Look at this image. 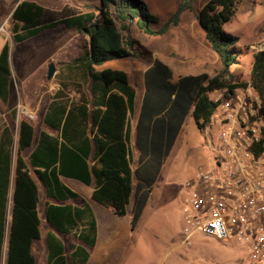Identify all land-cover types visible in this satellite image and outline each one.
<instances>
[{"label": "trees", "instance_id": "16d2710c", "mask_svg": "<svg viewBox=\"0 0 264 264\" xmlns=\"http://www.w3.org/2000/svg\"><path fill=\"white\" fill-rule=\"evenodd\" d=\"M195 1L181 0L177 11L159 27L152 25L161 21L160 16L153 13L144 0H99L96 10L90 11L68 4L54 9L35 0H22L12 12L11 30L16 41L61 24L88 36L82 52L69 66L82 71L89 82L90 93L81 92V99L75 104L61 89L56 92L58 99L53 100L45 120L56 134L42 131L30 155L32 164L38 167L35 172L47 196L57 201L47 202L45 216L63 234L61 237L54 230L48 233V264H85L90 248L97 241L92 206L85 199L82 203L71 202L81 197L63 182L61 175L77 178L88 185L94 182L92 198L118 216L127 214L134 193L131 217L134 229L186 118L191 115L196 125L204 128L215 108L209 92L218 86L234 89L248 83L234 81L230 67L237 62L239 37L224 30L242 0H208L196 18L221 68L213 77L206 73L187 74L176 81L172 67L162 60L156 59L146 69L144 97L136 127L138 165L133 168L129 113L135 107L136 90L125 70L96 67L132 55L133 43L125 41L122 34V29H130V23L135 22L146 34H164L179 24L181 14L191 10ZM10 82V52L5 43L0 51V99L5 103L11 95ZM250 82L260 93L264 110V48L254 53ZM75 111L80 120L75 119ZM34 134L33 123L21 119L6 264L36 263L33 243L41 236L40 193L24 155L33 144ZM12 142L11 130L6 126L0 136V264L13 162ZM93 146L94 162L90 163ZM68 234L76 238L71 245V262L65 251L64 236Z\"/></svg>", "mask_w": 264, "mask_h": 264}, {"label": "rangeland", "instance_id": "374dc122", "mask_svg": "<svg viewBox=\"0 0 264 264\" xmlns=\"http://www.w3.org/2000/svg\"><path fill=\"white\" fill-rule=\"evenodd\" d=\"M20 1L22 0H0V51L5 43H8L11 68L9 102L5 103L0 99V136L8 126L13 141L14 164L18 149L19 123L21 119L29 118L31 101L36 102L41 98L47 101L50 94L56 92V87L62 88L70 98L74 99L78 96V90L87 93L89 87V82L84 78L82 71L71 69L69 66V63L82 52L88 36L61 24L23 41H16L11 30V18ZM35 1L54 9H61L68 4L83 11L96 10L99 5V0ZM144 1L152 8L157 6L162 9L157 12L161 21L152 25L159 27L177 11L181 0ZM207 1L196 0L191 10L184 11L186 13L183 16V24L190 26L188 32L179 31L177 35L171 33L162 36L150 35L139 29L135 22L130 23V29L128 31L122 29V34L125 41L131 40L133 43L130 49L132 55L106 61L96 68L124 67L129 73L131 82L138 89L137 102L141 101V94L144 92V70L157 58L172 63L178 73H206L210 77L215 76L221 68V62L196 18L197 12ZM224 30L239 37L236 43L237 62L230 67L234 81L249 82L254 53L264 48V0H242L237 12L224 25ZM51 62L55 63L56 72L51 79H48ZM177 78L176 75L174 79ZM206 135V127H198L189 115L152 185L140 218L134 227L135 234L128 246L129 250L121 249L123 263L248 264V249L243 244L223 242L199 233L185 239L182 208L186 188L188 183L192 184L195 171L200 166L206 165L210 159L211 152ZM132 149L133 168H136L138 151L135 144ZM24 155L27 156L26 151ZM14 177L15 175H12L13 180ZM13 180L9 185L6 217L10 215ZM132 213L131 207L129 215ZM64 239L66 248L71 249L72 243L76 241L74 235H65ZM1 264H6L5 256Z\"/></svg>", "mask_w": 264, "mask_h": 264}, {"label": "built area", "instance_id": "2783aa9c", "mask_svg": "<svg viewBox=\"0 0 264 264\" xmlns=\"http://www.w3.org/2000/svg\"><path fill=\"white\" fill-rule=\"evenodd\" d=\"M205 125L211 155L194 173L183 203V231L243 244L248 264H264V110L249 81L209 92Z\"/></svg>", "mask_w": 264, "mask_h": 264}, {"label": "crops", "instance_id": "0c3cea01", "mask_svg": "<svg viewBox=\"0 0 264 264\" xmlns=\"http://www.w3.org/2000/svg\"><path fill=\"white\" fill-rule=\"evenodd\" d=\"M148 6H149L150 10L155 14H157V12H160L159 10H162V9L158 8L157 6H154L153 7L154 9L151 7L150 4ZM185 13L186 12H183V14L181 16V21L179 22L178 25L171 27L166 33L161 34V36L167 35L170 33L173 35H177L179 31H182V32L190 31V26H188V24H185V25L183 24V20H184L183 16ZM157 15H159V14H157ZM113 60H115V59H113ZM159 60L164 61L165 63L169 64L172 67V69L174 71V77L176 75L179 78L180 76L187 75V74H200V73H192V72H184V73L180 72V73H178L176 66L172 65V63L167 62L164 59H160V58H159ZM153 63H151V65ZM107 67H111V66H107ZM103 68H106V67H103ZM103 68H101V69H103ZM111 68L123 69L128 73V71L124 67H121V66H116V67L114 66ZM146 69L144 70V73H145ZM128 75H129V73H128ZM129 79H130V77H129ZM176 80L174 79V81H176ZM130 82H131V80H130ZM131 84L134 86V88L136 90L135 107H134V110L129 113V120H131V145L133 147V144H135V140H136V127H137L138 117H139L141 107H142L144 92H142V94H141V96H142L141 101L137 102L138 89L135 86V84H133L132 82H131ZM144 84H145V78H144ZM89 88L90 87H88V89H87L88 90L87 93H90ZM59 89L62 90V88L56 87L55 88L56 92ZM144 91H145V87H144ZM56 92H52V94H50L47 101H43L42 98L38 99L36 102H34L32 100L31 101V108H30L31 114H29V118H25L27 120H30L35 127L34 141H33V144L31 145V147H29L25 150L27 152V156H25V158H26L28 166L31 170V173L33 174L34 178L37 181V184L39 187V193H40L39 212H40V218H41V225H40L41 236L39 239H36L33 243V253L36 256V263L35 264H48V258H49L48 233L50 232V230H54L59 236L63 237V234L61 232H59L53 225H51L45 216V208H46L47 202L48 201L57 202V201L50 198L49 196H47L44 184L42 183L41 179L37 176V174L35 172V170L38 167H35L30 160V155H31L32 151L35 149V147L39 143L41 132L47 131L50 134H56L55 129L50 127L45 122L46 114L49 110L50 105L52 104L53 100L58 99L55 97ZM62 92L64 93L66 98L69 97L63 90H62ZM81 92H83V91L78 90V96L73 99L75 101V104L79 103V101L81 99ZM70 99L72 100V98H70ZM50 111H51V109H50ZM74 116H75L76 120H80V117H79L77 111L74 112ZM181 132H182V130H181ZM180 133H179V136H180ZM35 136H37V137H35ZM179 136H178V138H179ZM93 154H94V146H93V150L91 153L90 163L94 162ZM138 154H139V152H138ZM12 175H15V164H14V162H12V167H11V176H10V182L11 183L13 180ZM60 177L66 185H68L70 188L75 190L81 197V199L70 200V201L71 202L73 201V203H78V202L82 203V199H85L87 202L90 203V205L92 206L94 213H95L96 222H97V241H96V244L90 248V255H89V258L85 264H122L123 262H122V256H121V249L123 248L124 250H126V249L129 250L128 246L130 245V242L133 239L134 234H135V229L131 228V217H132V215H129L131 207L133 209V206H134L135 196L132 195V197H131V201L128 205L127 214L124 216H118L111 209H109V208L105 207L104 205L96 202L92 198V191H93L94 182L92 184L88 185V184L84 183L83 181H81L77 178L67 177L64 175H61ZM13 183H14V180H13ZM12 185L14 187V184H12ZM42 188L44 190L43 193H42ZM41 206L43 209L42 214H41ZM10 223H11V214L6 217L5 235H4L5 238L3 239V246H2V258L5 256L6 260H7L8 233H9V229H10ZM65 251H66V254L68 257V261L71 262L70 254L72 252V247L69 250L66 248ZM1 262H2V259H1ZM123 264H125V263H123Z\"/></svg>", "mask_w": 264, "mask_h": 264}, {"label": "water", "instance_id": "95a60500", "mask_svg": "<svg viewBox=\"0 0 264 264\" xmlns=\"http://www.w3.org/2000/svg\"><path fill=\"white\" fill-rule=\"evenodd\" d=\"M56 72V66L54 62H51L48 68L47 78L51 79Z\"/></svg>", "mask_w": 264, "mask_h": 264}]
</instances>
